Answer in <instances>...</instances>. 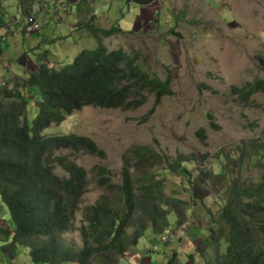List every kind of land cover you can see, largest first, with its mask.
Wrapping results in <instances>:
<instances>
[{
  "label": "rangeland",
  "instance_id": "374dc122",
  "mask_svg": "<svg viewBox=\"0 0 264 264\" xmlns=\"http://www.w3.org/2000/svg\"><path fill=\"white\" fill-rule=\"evenodd\" d=\"M87 3L0 0V13L10 8V17L0 19L6 31L20 15H37L44 7L33 28L38 32L1 35L11 50L0 52V58L12 59L7 63L10 68L0 64V69L10 79L26 83L27 76L22 70L25 66L31 68L36 60L22 59L17 64L18 56L27 53L35 58L36 53L48 52L43 55L44 62L59 67L70 62L80 49L94 48L101 40L108 50L137 51L140 54L138 63L150 74L169 77L172 93L162 96L143 121H139V116L151 106V95L142 106L132 110L83 106L61 123L51 124L44 133L81 134L104 152V155L88 149L60 152L84 169L87 181L74 215V225L80 220L85 222L83 206L102 200L104 187L94 180L97 165H106L117 181L121 155L133 146L144 145L159 154L162 162L154 171H158L159 180L164 179L165 185L161 187L162 194L157 196L162 200L170 199L172 203L173 210L170 209L166 216L170 239L155 245V251L151 244L156 237L145 232L147 228L136 244L128 247L118 264H164L173 252L176 253L173 264H201L203 256L199 260L197 255L196 262L187 256L189 243L200 244L199 237L218 226L217 232H211L214 243L208 241L207 255L223 251L225 226L222 222H214L213 218L220 209L224 191L237 176L256 179L261 172L255 162L240 164L235 156L231 158L236 155L234 152L226 157L222 150L228 151L242 139L264 137V94L255 91L245 102L238 91L252 85L255 78L264 79V0H90L97 9L91 23L100 28L116 23L122 31L108 37L88 29L69 30L90 10ZM87 18H92L91 13ZM81 28L83 25L78 29ZM3 31L0 29V33ZM3 44L0 41V48ZM9 71L12 73L8 74ZM32 93L30 88V98ZM30 100L27 104L29 124L38 111L34 99ZM211 120L216 127L210 124ZM201 128L204 140L196 134ZM177 153L191 154L192 158L177 162L174 160ZM54 171L63 175L56 166ZM205 171H213L212 178L203 176L201 172ZM196 186L209 189L211 194L204 199L193 197L191 200ZM162 204L165 208L170 206ZM197 210L201 213H194ZM192 225H200L202 233L199 236L194 234ZM0 226L10 231L8 235H0V246L5 242L11 245L14 225L7 206L1 201ZM126 231L129 233L131 227ZM61 238L75 246L81 244L75 230L63 233ZM10 245L5 250L0 247V264H8L9 260L14 264H33L27 247L16 245L12 252Z\"/></svg>",
  "mask_w": 264,
  "mask_h": 264
},
{
  "label": "trees",
  "instance_id": "16d2710c",
  "mask_svg": "<svg viewBox=\"0 0 264 264\" xmlns=\"http://www.w3.org/2000/svg\"><path fill=\"white\" fill-rule=\"evenodd\" d=\"M87 28L103 37L122 32L117 24L106 29L93 24ZM131 52L108 50L98 40L94 48L80 49L70 62L59 67L45 62L33 64L25 72L26 83L15 80L8 86L3 79L6 75L0 78V201L7 206L14 225L10 251L14 252L16 245L27 247L35 264H118L147 228L153 233L167 228L166 216L172 203L157 196L162 194L165 182L152 170L162 157L146 146H135L122 154L123 175L117 185L105 165L95 167V183L104 187L102 200L83 206L85 222L80 220L74 225L87 181L84 169L60 152L88 149L104 153L84 135L44 133L51 124L61 123L83 106L132 110L151 95V106L139 116V121L145 120L159 99L172 93L170 78L150 74L138 63L140 54ZM30 88L38 111L29 124ZM256 90L264 94L262 78H255L252 85L238 91L241 100L247 102ZM210 124L216 127L212 120ZM196 134L201 140L205 138L203 129ZM222 152L226 157L234 152L231 158L235 156L240 164L255 162L261 172L256 179L237 176L224 191V204L213 218L225 226L224 250L211 257L204 256L203 247L197 246V250L203 264H264V137L242 139ZM185 158L191 159L192 155L176 156L180 162ZM55 166L63 175L55 173ZM212 174L205 171L207 178ZM193 196L198 195L193 192ZM162 203L170 206L165 208ZM217 228L212 227L211 232H217ZM74 230L80 246L61 238L63 233ZM9 233L8 228L0 226L1 236ZM211 242L214 243L212 237ZM175 254L164 264H173Z\"/></svg>",
  "mask_w": 264,
  "mask_h": 264
},
{
  "label": "crops",
  "instance_id": "0c3cea01",
  "mask_svg": "<svg viewBox=\"0 0 264 264\" xmlns=\"http://www.w3.org/2000/svg\"><path fill=\"white\" fill-rule=\"evenodd\" d=\"M25 4H26V2H25ZM9 11H10V8L3 9V11H1L0 15H4L5 14V16H0V19L6 20L5 19L6 16L7 17H10V15H8V12ZM11 12H15V11L11 10ZM12 15L13 14H11V16ZM3 20H1V21H3ZM0 29L1 30H4L3 33H0V36L1 35H5L6 37H8L9 35L15 36L19 32V30H16L14 32H8V31H6L5 28L1 27V22H0ZM6 41H3L4 44L1 45L0 52L5 53V52L11 50V49L8 48V43ZM10 59H12V58H10ZM10 59L3 60V59L0 58V64H3L5 67L10 68L11 65L10 64H7V63H10ZM22 59H24V60L27 59L28 61L33 60V58L29 57L28 54L26 53L22 57L21 56H18L16 58L17 64H18V61H20ZM39 61H40V58H37V61L35 63H39ZM23 69H24L23 70V73H25L27 71V69H29V68L25 66ZM10 73H12V72L9 71L8 74H10ZM4 76H5L4 71L0 69V78H3ZM3 79L5 80L4 82H7V84H5V85H8V86L10 84H12L13 81H15V79H10L7 76L4 77ZM194 190H196L197 194L200 195L199 196L200 199H204V198L208 197L211 194V191L209 189H206L205 190V188H203V187H200L199 188V187L196 186V188H194ZM204 191H206L205 194H204ZM172 210H173V208H172ZM194 213L200 214L201 212L199 210H197V212H194ZM192 228L194 229V234H196L197 236H199V234L202 233V229H201L200 225H192ZM145 232H149V234H151L152 237L155 236V234H153L149 229H147ZM208 236L209 235L206 233L203 236L199 237L200 238V244H198V245L200 247H203L204 248L203 253L206 254V257H211L212 255H207V253L210 250L209 249L210 246L208 245V241H209ZM9 245H10V242H5V243L1 244L0 247L5 250L7 248V246H9ZM198 245H196V243H189V246H188L189 247V252L186 253L187 255L188 254L191 255V259L194 262H196L198 260L197 255H199V260H202L201 252H199L198 250H196V246H198ZM8 264H14V263H13L12 260H9V263ZM39 264H45V263H39ZM62 264H74V263H62ZM201 264H203V263H201Z\"/></svg>",
  "mask_w": 264,
  "mask_h": 264
},
{
  "label": "clouds",
  "instance_id": "9594fccd",
  "mask_svg": "<svg viewBox=\"0 0 264 264\" xmlns=\"http://www.w3.org/2000/svg\"><path fill=\"white\" fill-rule=\"evenodd\" d=\"M79 3H81L82 1H87L88 3V5H89V8H90V10H88V11H86L85 12V14H84V17L82 18V20H80L76 25H74V27H72V28H70L69 30H86V29H88L87 27H89V25H91V24H93V23H91L93 20H94V18H95V16H96V11H97V9H96V7H94L92 4H90L89 3V1L90 0H77ZM127 2H131V0H126ZM138 8V7H137ZM166 8H170L169 6H167L166 5ZM170 10H171V8H170ZM91 13V16H92V18H87V16L89 15ZM21 16V15H20ZM19 16V17H20ZM87 18V19H86ZM114 24H116V23H114ZM80 25H83V28H81V29H78V28H80ZM94 25V24H93ZM94 27H96V25H94ZM97 28H100V27H97ZM61 29H63V27L61 28ZM100 29H106V28H100ZM16 30H19L20 32H22L23 31V29L20 27H18V25H17V27L15 28V30H9L8 32H14V31H16ZM89 30V29H88ZM92 31V30H91ZM24 32V31H23ZM33 32H38V31H33ZM33 32H29V33H26V32H24V34H32ZM93 32H95V31H93ZM95 33H98V32H95ZM4 37H6L5 35H4ZM0 41L1 42H3V41H5V40H3V38H1V36H0ZM30 49H32V48H30ZM44 54L46 53V55H47V53L48 52H43ZM44 54H41L40 52L39 53H36V56H35V58H33V60L35 59L36 61H37V58H40V61H39V63H41V62H44V59H45V57H43V55ZM1 65H3V64H1ZM11 67V66H10ZM53 67V66H52ZM7 68V67H6ZM54 68H56V67H54ZM33 70H35V69H33ZM22 72H23V70H22ZM166 78V77H165ZM165 78H163V79H165ZM264 80V79H263ZM256 91H259V90H256ZM255 92V91H254ZM261 92V91H260ZM252 94H253V92H252ZM251 94V95H252ZM250 95V96H251ZM152 101H153V98H152ZM146 102V101H145ZM142 106V105H141ZM140 107V106H139ZM116 109H118V108H116ZM201 129H203V128H201ZM203 133H204V129H203ZM204 135H205V133H204ZM198 136V135H197ZM255 137H257V136H255ZM200 138V137H199ZM250 138V137H249ZM201 139V138H200ZM205 139V138H204ZM203 139V140H204ZM136 146H144V145H136ZM133 147H135V146H133ZM132 147V148H133ZM147 147V146H146ZM132 148H130L129 149V151L132 149ZM129 151H128V153H129ZM103 152V151H102ZM104 153V152H103ZM128 153H123V154H128ZM178 154V153H177ZM177 156V155H176ZM176 156H175V158H174V160H176ZM177 162H180V161H178V160H176ZM162 162V161H161ZM160 162V163H161ZM159 163V164H160ZM158 165V164H157ZM157 165L156 166H154V167H152V170L154 171V168H156L157 167ZM106 166V165H105ZM107 167V166H106ZM107 169H108V175L111 177V181L113 182V183H115L116 185L117 184H119L120 183V181H121V177H122V175H123V171H122V155H121V167H120V171H119V173H118V176H117V178H118V180L117 181H115L114 179H113V174H112V172H111V170L107 167ZM211 173H213V171H210ZM157 173H158V171H157ZM202 173V175L203 176H206L205 175V172H201ZM207 177V176H206ZM187 179H189V176H188V178ZM164 182H165V180H164ZM201 186V185H200ZM197 187H199V186H197ZM204 188V187H203ZM189 191H190V188H189ZM194 192H196V190H194ZM197 193V192H196ZM198 195V194H197ZM200 195H198V196H193V193H192V195H191V200H193V197H199ZM224 204V195H223V198H222V202H221V205H220V208H221V206ZM220 210V209H219ZM217 212H218V210H217ZM217 212H216V214H217ZM154 234V233H153ZM161 235H165V236H169L170 235V233L165 229L164 231H162V232H160L158 235H156L155 234V242H153L152 244H151V246H153V245H158V238L161 236ZM208 238H209V240H211V236H212V233H211V231L208 233ZM169 239H170V237L166 240V241H164V242H162V243H167L168 241H169ZM199 246V245H198ZM157 250V248L155 247V251ZM196 250H197V246H196Z\"/></svg>",
  "mask_w": 264,
  "mask_h": 264
},
{
  "label": "built area",
  "instance_id": "2783aa9c",
  "mask_svg": "<svg viewBox=\"0 0 264 264\" xmlns=\"http://www.w3.org/2000/svg\"><path fill=\"white\" fill-rule=\"evenodd\" d=\"M45 6V4H44ZM44 9V7L41 8V10L39 9L38 13H36L37 15H33V16H30V15H22L20 17H17V19L14 21V24L10 23V29L12 28L13 30H15V28L18 27L22 28L24 32L26 33H29L30 31L33 32L34 31V27H35V20L37 19L38 15H40L41 11ZM14 25V27H13ZM9 29V30H10ZM170 237L169 236H165V235H161L159 238H158V242H164L166 241L168 238ZM153 248L155 249V245H153Z\"/></svg>",
  "mask_w": 264,
  "mask_h": 264
}]
</instances>
